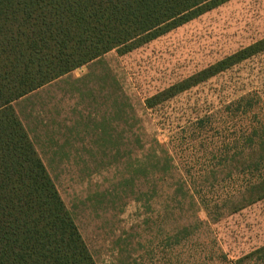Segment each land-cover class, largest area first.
Returning a JSON list of instances; mask_svg holds the SVG:
<instances>
[{"label": "rangeland", "instance_id": "374dc122", "mask_svg": "<svg viewBox=\"0 0 264 264\" xmlns=\"http://www.w3.org/2000/svg\"><path fill=\"white\" fill-rule=\"evenodd\" d=\"M263 39L231 0L13 105L96 264H264V50L144 107Z\"/></svg>", "mask_w": 264, "mask_h": 264}, {"label": "trees", "instance_id": "16d2710c", "mask_svg": "<svg viewBox=\"0 0 264 264\" xmlns=\"http://www.w3.org/2000/svg\"><path fill=\"white\" fill-rule=\"evenodd\" d=\"M229 1L0 0V264H96L13 105L110 52L129 54ZM263 50L264 39L144 107Z\"/></svg>", "mask_w": 264, "mask_h": 264}]
</instances>
